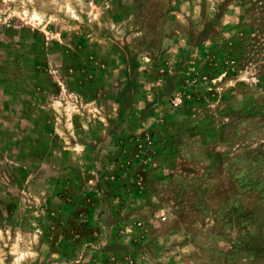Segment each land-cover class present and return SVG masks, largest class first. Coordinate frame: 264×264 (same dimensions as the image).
Listing matches in <instances>:
<instances>
[{
	"label": "rangeland",
	"instance_id": "374dc122",
	"mask_svg": "<svg viewBox=\"0 0 264 264\" xmlns=\"http://www.w3.org/2000/svg\"><path fill=\"white\" fill-rule=\"evenodd\" d=\"M0 264H264V0H0Z\"/></svg>",
	"mask_w": 264,
	"mask_h": 264
}]
</instances>
